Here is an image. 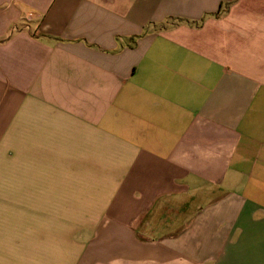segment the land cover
Returning <instances> with one entry per match:
<instances>
[{
    "label": "crops",
    "instance_id": "1",
    "mask_svg": "<svg viewBox=\"0 0 264 264\" xmlns=\"http://www.w3.org/2000/svg\"><path fill=\"white\" fill-rule=\"evenodd\" d=\"M61 235L264 264V0H0V264Z\"/></svg>",
    "mask_w": 264,
    "mask_h": 264
},
{
    "label": "rangeland",
    "instance_id": "2",
    "mask_svg": "<svg viewBox=\"0 0 264 264\" xmlns=\"http://www.w3.org/2000/svg\"><path fill=\"white\" fill-rule=\"evenodd\" d=\"M171 25L173 26V24H166L165 27H169ZM69 240H70V236L61 235L60 250L52 251V252L44 251L43 264H52V262H69L70 252L73 251V247L70 245ZM0 253L2 254L5 253L7 255V252H0ZM28 253L33 254L35 252L29 251ZM52 256L56 259L53 260ZM22 264H25V262H22ZM28 264H35V262L29 261Z\"/></svg>",
    "mask_w": 264,
    "mask_h": 264
},
{
    "label": "trees",
    "instance_id": "3",
    "mask_svg": "<svg viewBox=\"0 0 264 264\" xmlns=\"http://www.w3.org/2000/svg\"><path fill=\"white\" fill-rule=\"evenodd\" d=\"M6 40V39H5ZM5 40H1V41H5Z\"/></svg>",
    "mask_w": 264,
    "mask_h": 264
}]
</instances>
